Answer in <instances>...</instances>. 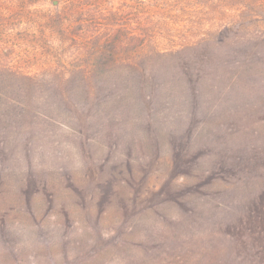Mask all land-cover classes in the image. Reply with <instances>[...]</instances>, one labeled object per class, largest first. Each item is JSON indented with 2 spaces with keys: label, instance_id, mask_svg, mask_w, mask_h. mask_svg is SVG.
<instances>
[{
  "label": "rangeland",
  "instance_id": "1",
  "mask_svg": "<svg viewBox=\"0 0 264 264\" xmlns=\"http://www.w3.org/2000/svg\"><path fill=\"white\" fill-rule=\"evenodd\" d=\"M0 264H264V0H0Z\"/></svg>",
  "mask_w": 264,
  "mask_h": 264
},
{
  "label": "trees",
  "instance_id": "2",
  "mask_svg": "<svg viewBox=\"0 0 264 264\" xmlns=\"http://www.w3.org/2000/svg\"><path fill=\"white\" fill-rule=\"evenodd\" d=\"M110 39H112V38H110ZM110 39H108V40H110Z\"/></svg>",
  "mask_w": 264,
  "mask_h": 264
}]
</instances>
